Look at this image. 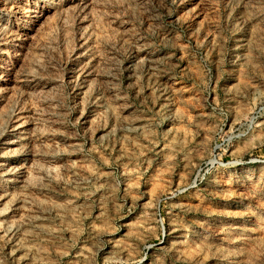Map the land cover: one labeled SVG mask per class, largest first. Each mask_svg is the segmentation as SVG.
I'll return each mask as SVG.
<instances>
[{"label": "rangeland", "instance_id": "374dc122", "mask_svg": "<svg viewBox=\"0 0 264 264\" xmlns=\"http://www.w3.org/2000/svg\"><path fill=\"white\" fill-rule=\"evenodd\" d=\"M0 264H264V0H0Z\"/></svg>", "mask_w": 264, "mask_h": 264}]
</instances>
